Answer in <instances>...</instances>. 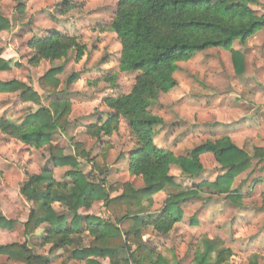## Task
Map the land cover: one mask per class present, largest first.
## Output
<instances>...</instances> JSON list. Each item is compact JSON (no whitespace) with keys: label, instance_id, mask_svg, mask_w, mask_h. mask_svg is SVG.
<instances>
[{"label":"rangeland","instance_id":"rangeland-1","mask_svg":"<svg viewBox=\"0 0 264 264\" xmlns=\"http://www.w3.org/2000/svg\"><path fill=\"white\" fill-rule=\"evenodd\" d=\"M242 1L257 16L264 15V0ZM20 3L22 8H18ZM0 6L10 22V29L0 33V58L11 65V70L0 71V87L17 80L40 97L37 103L21 96L19 90L0 91V116L21 124L40 107H49L53 100L68 99L72 103L69 125L65 132L53 135V145L65 155H74V144H83L80 169L90 181L106 180L107 190L119 186L111 198L123 193V184L143 188V179L129 171L134 142L127 121L121 119L119 129L110 136L99 137L97 129L92 128L101 126L100 121L105 122L112 114L106 99L129 94L139 76L137 72L120 71L122 44L110 30L117 0H2ZM55 32L75 37L83 50L82 59L78 60L77 51H71L63 59L32 64L30 41ZM233 48L245 55L243 75L236 74L232 53L220 48L198 52L190 61L179 64L175 73L177 87L162 94L150 108L152 114L164 120L154 138L158 147L187 156L196 146L224 135L250 154L256 147H264V29L246 44L235 42ZM56 67L62 68L57 77L59 92L50 95L40 85V78ZM74 75L77 80L68 84ZM97 158L108 169L103 175L94 169ZM53 162L49 146L35 148L0 130V216L14 222L12 229L0 227V245L26 243L36 253L48 255L52 264H75L69 260V251L42 246L43 229L29 236L24 233V223L32 209L21 193L28 177L51 168L56 178L63 180L72 169L56 167ZM201 162L204 172L194 178L184 177L177 167H171L170 175L179 187L157 194L154 206L142 217L158 214L169 195L198 190L199 196L181 203L183 220L168 235L145 230L139 253L153 260L161 257L168 264H197L207 240H217L232 252L223 264H249L253 255H258L259 264H264V162L253 159L251 169L235 180L232 188L243 196L240 206L208 187L224 173L215 157L206 154ZM55 208L66 212L59 205ZM80 213L103 220L111 216L102 201ZM136 248L133 246L134 252ZM216 252L208 257V264H215ZM0 263L17 264L5 256H0ZM103 263L109 264V260Z\"/></svg>","mask_w":264,"mask_h":264},{"label":"trees","instance_id":"trees-1","mask_svg":"<svg viewBox=\"0 0 264 264\" xmlns=\"http://www.w3.org/2000/svg\"><path fill=\"white\" fill-rule=\"evenodd\" d=\"M22 7L20 3L18 8ZM8 29L10 22L0 9V33ZM262 29L264 15L257 16L242 0H117L110 30L117 34L122 44L120 71L137 72L139 76L129 94L106 99L112 114L105 122L100 121L101 126L92 128L97 129L99 137L102 134L110 136L119 129L121 119L127 121L134 142L129 155V171L143 179L144 187L136 189L130 183L123 184V193L111 198L119 186L107 190L106 180L90 181L80 169L79 159L85 153L83 144H74V155H65L53 145V135L65 132L69 125L72 103L68 99L53 100L49 107H40L21 124L0 116L3 133L35 148L49 146L54 166L72 168L63 180H58L51 168L28 177L21 189L22 195L32 204L24 223L25 235L43 229L42 246L69 251V260L75 264H104L106 260L109 264H130L131 259L136 264H168L161 257L153 260L139 253L143 248L144 232L152 229L168 235L183 220L181 203L199 196V191L169 195L158 214L147 219L142 214L150 212L157 194L179 187L170 175L172 166L184 177H197L204 172L201 157L206 154H212L224 171L208 187L240 206L243 196L240 190L232 188L233 184L238 176L251 169L253 159L264 162V147H256L250 154L224 135L196 146L187 156H177L155 144L157 129L164 120L152 114L150 108L162 94L177 87L175 73L179 64L190 61L198 52L212 48L230 51L236 74L243 75L245 55L233 48L234 43L246 44ZM29 46L33 50L31 63L34 65L43 60L66 58L71 51L78 52L79 61L83 57L76 38L60 32L33 38ZM9 70L10 62L0 58V71ZM61 72V67L52 68L40 78V85L50 95L59 92L57 77ZM75 77H71L68 84L74 83ZM17 90L21 91V96L40 103L39 95L25 83L13 80L0 87V91ZM94 169L100 175L108 171L98 158L94 161ZM262 198L264 202V194ZM97 201L103 202L111 213L110 218L103 220L80 213L82 209L92 208ZM56 205L66 212L57 211ZM13 223L0 216V227L12 229ZM133 246H137L135 252ZM222 246V242L207 240L206 250L197 264H208V257L214 251H217L215 264L225 263L232 252ZM0 256L17 264H52L48 255L36 253L26 243L0 245ZM259 259L258 255H253L249 264H259Z\"/></svg>","mask_w":264,"mask_h":264},{"label":"built area","instance_id":"built-area-1","mask_svg":"<svg viewBox=\"0 0 264 264\" xmlns=\"http://www.w3.org/2000/svg\"><path fill=\"white\" fill-rule=\"evenodd\" d=\"M130 264H134V263H130Z\"/></svg>","mask_w":264,"mask_h":264}]
</instances>
